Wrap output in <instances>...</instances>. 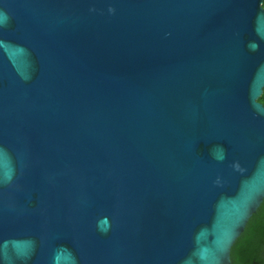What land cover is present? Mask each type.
Instances as JSON below:
<instances>
[{
  "label": "water",
  "instance_id": "water-1",
  "mask_svg": "<svg viewBox=\"0 0 264 264\" xmlns=\"http://www.w3.org/2000/svg\"><path fill=\"white\" fill-rule=\"evenodd\" d=\"M264 0H0V264H232L264 201Z\"/></svg>",
  "mask_w": 264,
  "mask_h": 264
},
{
  "label": "trees",
  "instance_id": "trees-1",
  "mask_svg": "<svg viewBox=\"0 0 264 264\" xmlns=\"http://www.w3.org/2000/svg\"><path fill=\"white\" fill-rule=\"evenodd\" d=\"M259 101L264 104V93ZM231 261L232 264H264V201L232 247Z\"/></svg>",
  "mask_w": 264,
  "mask_h": 264
}]
</instances>
